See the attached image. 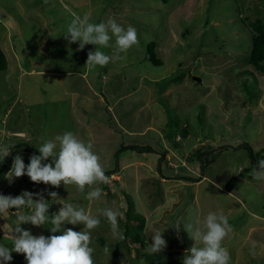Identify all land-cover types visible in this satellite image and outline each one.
<instances>
[{
  "label": "rangeland",
  "instance_id": "1",
  "mask_svg": "<svg viewBox=\"0 0 264 264\" xmlns=\"http://www.w3.org/2000/svg\"><path fill=\"white\" fill-rule=\"evenodd\" d=\"M73 14H87L91 23L112 17L125 28L132 25L139 44L117 53L113 38L108 48L86 44L78 50V42L63 37ZM258 17L264 20V0H0V49L7 59L6 69H0V166L8 158L0 168V194L39 193L50 217L62 205L49 192L93 215L101 208L119 209L120 229L130 201L144 218L146 242L115 248L110 224L99 216L100 225L91 230L94 264H143L155 230L163 231L167 242L161 252L182 261L193 244L183 223L209 209L240 223L223 241L231 264H264V181L247 177L264 159V74L246 60L252 42L248 23ZM150 42L161 65L144 59ZM95 47L116 58L89 71L87 53ZM84 79L102 97L95 111L81 92L71 99L64 94L69 87L82 91ZM74 98L84 103V112L71 107ZM109 108L110 124L117 129L111 133L102 126ZM83 113L98 121L88 131L108 178L96 185L103 192L100 199L86 198L89 187L81 193L74 185L34 183L27 175L9 182L5 175L15 156L27 165L56 135L71 131L81 138L75 121L83 122ZM150 118L153 124L143 129ZM148 145V151H136ZM197 149L204 153L196 159ZM127 162L131 165L124 167ZM190 165L198 168L192 172ZM203 176L209 180L202 181ZM226 189L238 197L234 202L220 198ZM28 211L12 208L7 218L0 217V245L12 248L17 214ZM20 226L46 237L65 228L84 230L67 223L55 233L50 223ZM11 256L8 264H27L24 254L12 251Z\"/></svg>",
  "mask_w": 264,
  "mask_h": 264
},
{
  "label": "clouds",
  "instance_id": "2",
  "mask_svg": "<svg viewBox=\"0 0 264 264\" xmlns=\"http://www.w3.org/2000/svg\"><path fill=\"white\" fill-rule=\"evenodd\" d=\"M89 21L90 17L87 14L83 17L73 14V19L63 35L69 43L78 42V50L84 49L86 44L108 48L113 38L117 53L127 52L139 44L137 29L132 25L125 28L112 17L100 23ZM114 58L116 57L109 56L95 47L94 51L87 53L85 65L91 71L97 66H107ZM12 146L14 145L3 151V158L9 154ZM38 151L39 155H31L27 165L19 155L14 157L12 166L5 175L9 182L13 177L27 175L34 183L54 187H59L61 183L64 186L74 185L81 193L89 187L91 190L86 196L88 200H98L103 195L102 189L96 185L107 183L108 178L99 155L93 151L91 142L86 143L73 132L65 131L42 143ZM50 157L51 161L45 162ZM250 175L257 181H264V159L257 162ZM34 195L39 198L34 199ZM48 195L62 205L51 217L48 215L49 204L39 193L24 191L15 197L0 194V217L7 218L6 214L12 208L30 210L17 214L16 223L11 229L12 248L0 245V264H8L12 260V251L24 254L27 264H94L92 258L94 249L90 247L91 230L100 225L99 216L106 218L110 224L114 241L125 238L118 222V217L121 216L119 209L101 208L97 210L98 215H93L72 203L62 204L60 200H55L58 197L56 192H49ZM22 223H30L36 227L50 223L52 233L61 230L64 223L81 224L84 230L65 228L60 235L46 237L43 234L32 235L29 230L21 228ZM174 225L179 229L180 223ZM183 228L193 244L187 250L188 254L183 256L182 264H231L230 253L223 246V241L233 229L225 215L209 212L202 218L197 216L183 223ZM162 232L155 230L150 235L151 254L160 253L167 246ZM104 251L110 253V248L106 246Z\"/></svg>",
  "mask_w": 264,
  "mask_h": 264
},
{
  "label": "trees",
  "instance_id": "3",
  "mask_svg": "<svg viewBox=\"0 0 264 264\" xmlns=\"http://www.w3.org/2000/svg\"><path fill=\"white\" fill-rule=\"evenodd\" d=\"M250 31L252 32V42H251V50L249 55L247 56L246 60L249 64H251L257 71L264 74V20L261 18H256L253 21L248 23ZM144 59L150 61L154 65H161L162 60L157 57L155 52V42H150L146 46V50L144 52ZM7 67V59L0 49V69L4 70ZM166 127V126H165ZM165 132V131H164ZM165 134V133H164ZM176 134V133H175ZM166 135V134H165ZM164 135V136H165ZM128 148H132V146H127ZM146 147V148H145ZM151 147L150 146H141L138 151H148ZM28 150V149H27ZM201 149H199L200 151ZM35 152V150H33ZM198 149L195 150L194 154L196 155L195 158L197 159L201 154L204 152H200L198 154ZM32 152V151H31ZM199 155V156H198ZM159 159V158H158ZM206 160V158H205ZM213 161V159H210ZM24 163H27L23 161ZM8 163V158L2 162L0 168L4 167ZM242 169L239 171V175L242 176ZM251 176L250 173L247 175ZM125 220L122 222L121 231L123 232L124 239L117 240L114 242L115 248H128L129 241H140L142 245H144L145 238L142 237V231L144 228V218L141 214L133 211V204L128 201V207L125 211ZM229 224L232 225L235 229H239L240 223L231 222L228 220ZM244 221L241 222L243 224ZM238 226V227H236ZM92 237V236H91ZM98 241L102 244L105 242L103 241L102 237H97ZM144 255V262L143 264H182V261H175L171 259L169 252H160L157 254L151 253H143Z\"/></svg>",
  "mask_w": 264,
  "mask_h": 264
},
{
  "label": "crops",
  "instance_id": "4",
  "mask_svg": "<svg viewBox=\"0 0 264 264\" xmlns=\"http://www.w3.org/2000/svg\"><path fill=\"white\" fill-rule=\"evenodd\" d=\"M82 78H83V76H81ZM86 84H87V88H83V86H86ZM90 85H91V83H90ZM73 88V89H72ZM69 87V89H67V90H65L64 89V94L65 95H67L68 97H69V99H71V96H73L74 95V97H75V94H78V93H82V95L80 96V98L82 97V100H86L88 103H90L89 104V107L91 108V109H93L94 111H95V108H96V106H98V99H100V101L102 100V97H100V96H98V91L97 90H95V88L94 87H92V85L91 86H88V83H87V81L84 79L83 80V84H82V91L80 90V91H76V89H74V87ZM136 90H139V89H136ZM135 90V91H136ZM144 91H146V93L149 95V93H150V90H146V89H143ZM144 91H142L143 92V95L145 94V92ZM76 92V93H75ZM145 102L143 101L142 102V104L140 105V106H138L137 107V110L139 111L140 110V108L142 107V106H145ZM70 105H71V107L72 106H78L77 107V109L79 110L78 112H84V111H81L80 109H83V110H85V108H86V106L84 105V103L81 101V103H80V100H78L77 102L75 101V98H74V101L72 102V101H70ZM87 109V108H86ZM111 112H113V110L111 109V108H109V110H108V117L109 118H107L106 119V122H104L105 120H103L102 121V126L105 128V130H106V132H109V133H111V132H114V131H117V129L116 128H114L111 124H110V118H111ZM83 115V117H84V113L82 114ZM84 121L83 122H81V121H75L76 122V125L78 126V130L79 131H81V138L80 139H83L84 141H90V132L88 131V127L89 126H98V121H93V118H90L89 116H86V117H84ZM150 124H153V122H151V118L149 119V120H146V121H144V123H143V129L144 128H147V127H149L150 126ZM117 126H118V124H117ZM165 126H166V124H165ZM123 129V128H122ZM140 130H142V129H140ZM131 131H134V130H131ZM130 131V129L128 130V131H126V132H131ZM15 134H17V133H21L22 134V132H19V131H15L14 132ZM91 142V141H90ZM129 146V145H128ZM149 146V145H148ZM129 149V148H128ZM130 150L132 151H135V149H132V148H130ZM136 151H138V150H136ZM114 151H113V149L112 150H110V153H113ZM140 152V151H139ZM145 152V151H144ZM131 153V152H130ZM112 156H114V154H112ZM125 158H127V156H126V154H125ZM128 159V158H127ZM127 164H130L131 165V162L130 163H126L125 165H124V167H127ZM198 168V166H192V165H190V169H192L193 171L192 172H194L195 170V168ZM208 181L209 179L207 178V177H202V181ZM210 181L212 182L213 180H211L210 179ZM214 183V182H213ZM212 185H218V184H212ZM224 191V193L220 196V198L221 199H225V201L227 202V201H235L237 198H236V196L232 193L231 194V191H227V189L226 190H223ZM209 199H207V201H208ZM243 202V201H242ZM244 203V202H243ZM225 205V204H224ZM209 212H211V210L209 209V211H208V213ZM251 212V211H250ZM197 216H199L200 217V215H199V213L197 212ZM255 215V214H254ZM256 216V215H255ZM260 218H262V219H264V217H260ZM232 229L233 230H237V229H235L234 227H232Z\"/></svg>",
  "mask_w": 264,
  "mask_h": 264
},
{
  "label": "bare ground",
  "instance_id": "5",
  "mask_svg": "<svg viewBox=\"0 0 264 264\" xmlns=\"http://www.w3.org/2000/svg\"><path fill=\"white\" fill-rule=\"evenodd\" d=\"M39 69V68H38ZM19 135H21V134H19Z\"/></svg>",
  "mask_w": 264,
  "mask_h": 264
}]
</instances>
